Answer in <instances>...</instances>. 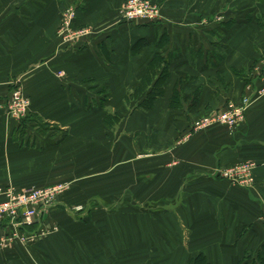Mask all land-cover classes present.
I'll use <instances>...</instances> for the list:
<instances>
[{"label": "crops", "instance_id": "obj_1", "mask_svg": "<svg viewBox=\"0 0 264 264\" xmlns=\"http://www.w3.org/2000/svg\"><path fill=\"white\" fill-rule=\"evenodd\" d=\"M122 1L0 0V189L52 185L83 174V166L97 168L106 178L97 182L98 172L90 174L98 187L117 175L116 183L137 184L139 200L153 197L172 208H92L86 241L92 263L187 264L203 252L209 264H237L264 243V95L256 94L263 85L264 29L253 15L258 7L249 0L245 10L243 0L231 9L226 0H153L160 2L161 20L140 24L123 23ZM69 5L73 24L90 33L62 46L56 30ZM156 53L170 72L163 96L151 111L128 109L126 93ZM16 84L30 99L27 118H34L23 128L5 110ZM247 95L251 104L233 130L213 125L176 142L199 117ZM107 112L122 118L116 128L127 132L121 150L131 153L129 133L137 135L138 159L114 160L108 141L114 128L103 124ZM83 136L92 140L87 144ZM246 160L257 163L249 187L217 174ZM151 181L154 191L146 187ZM96 190L91 185L90 198L110 194Z\"/></svg>", "mask_w": 264, "mask_h": 264}, {"label": "rangeland", "instance_id": "obj_2", "mask_svg": "<svg viewBox=\"0 0 264 264\" xmlns=\"http://www.w3.org/2000/svg\"><path fill=\"white\" fill-rule=\"evenodd\" d=\"M149 1L156 3V5L160 4L159 1H153V0H149ZM226 1H227L226 5L230 6V9L233 8V5L235 3L234 0H226ZM243 1H244L242 3L243 10L247 9L249 5H252L254 3L256 5L255 7H258L257 8L258 10H256L257 12L253 14L254 17L256 19L264 21V1L259 2L257 0H249L251 1L249 5L246 4L245 2L246 0H243ZM260 3L263 5H260ZM158 6L160 8V5ZM68 7H70V5L65 7L60 13L59 24L56 30L57 36H59L60 27L62 24L61 21L63 20L62 13ZM120 11H121V8H120ZM160 11H161V8H160ZM245 14L246 13L244 11L242 16H244ZM120 19H121V16H120ZM123 23L149 24V23L140 22V21L138 22L123 21ZM72 27L78 28V29L79 28L88 29L87 26L86 27L85 26L76 27L74 24H72ZM60 41H61V37H60ZM72 43H74V39L67 41L65 43H62V46H69ZM262 50H261V54H262ZM59 72H57V75ZM8 98L9 96H7L6 102L8 101ZM127 106H128V109H130L132 106L134 107V105H131V104L130 105L127 104ZM133 110H136V109L134 108ZM29 111H30V108L27 114H29ZM24 119H25L24 121L21 119H18L19 127L23 128V127L28 126L26 123H28V121L33 120L34 118L33 119L24 118ZM121 119L122 118L120 117L119 118L120 121L119 120L114 121L113 137L112 136L109 137L107 135L108 141L113 142V155H114L113 157H114V160L118 163L128 161L130 157L132 156V154L133 156L136 157V159H138V156H137L138 155L137 153L138 143H137L136 134L133 136H130L131 133H129V142H130L129 145H130L131 153L128 152L126 149H122V150L120 149L122 145L119 146L118 142L122 139L121 136H123V133H127L125 132V129L121 133H120V129H116L118 128V124L121 122ZM36 124H37V127L38 126L41 128L46 127L45 124L41 121H38V123ZM214 125H220V124H214ZM86 136H83V138H85ZM186 136L187 134H183L176 140V142L183 143L185 140H187ZM103 138L104 136H98V140H101ZM85 139H86L85 142L87 144L89 143V141L92 140L91 137L89 136L86 137ZM94 140H96L95 137H93V141ZM85 142H84V145H86ZM105 142H106V138L104 140V143ZM117 147H119L118 152H117ZM133 147L135 148V150H132ZM80 148L83 149V147H80ZM61 154H65V153L63 152ZM140 156H141L140 158L143 159L145 155L140 154ZM67 158H68V155H65L64 159L66 160ZM106 158H109V157H106ZM100 161L101 160L99 159V162ZM52 164L55 166V162H53ZM56 164H60L59 161L56 162ZM97 170H98L97 168H92V167L88 168V167L83 166V174L76 175L69 181L56 182V183H52V185L50 184V185H43V186L41 185L28 186V187H37V188L39 187L40 188V187H47V186L48 187L55 186L58 183L67 184L65 188L63 189V191L59 193L57 198L54 199L55 201L52 203V205L46 211H44L43 213L42 212L40 213L41 216H39V218L36 221L22 228L24 232H27L30 235H33V238H28L27 240H23V241L20 239L8 240L12 229L8 228L6 229V231L0 232V253H1L0 254V264H95V263H92V256L90 253L89 244L87 243L90 237V233H89L90 222L89 221L91 219L90 212L92 208L94 209L95 207H98V206L105 207V205H107L108 208L113 209V210H116L119 208H134L135 209V207H139V206L141 207L143 206L145 208H155V207L172 208L169 205V202L160 203L159 199H154L153 197L152 199L139 200L136 197L137 192H138L137 184L128 185V184H121L120 182L116 183L115 179H119L117 175H115L112 180L110 179L111 182L102 184L101 187H98L96 184H93L96 181L91 182L92 179H90V174L98 172V176H101L102 178L101 180L97 182L105 180L106 178L103 172H101L100 170L98 171ZM153 182L154 181L146 183V187L148 186V188H150L151 191L152 190L154 191L155 187H157V184L155 185V183L153 184ZM91 185H92V190H93V186H95L98 189L96 191L99 194H102V193L103 195L105 193L106 195L109 193L110 194L107 196V198L106 196H104L102 200L94 199V198L92 199L89 196V193H91L90 192ZM9 188L14 189V190L22 189V188H13V186L11 187L8 186L5 189H0V192H4ZM128 190H130V192ZM100 191H102V193ZM151 195L153 194L151 193ZM60 216H63L62 219L59 218ZM76 241L85 242L84 245L86 247L81 248V247L76 246Z\"/></svg>", "mask_w": 264, "mask_h": 264}, {"label": "built area", "instance_id": "obj_3", "mask_svg": "<svg viewBox=\"0 0 264 264\" xmlns=\"http://www.w3.org/2000/svg\"><path fill=\"white\" fill-rule=\"evenodd\" d=\"M75 10L71 6L66 8L62 13V24L60 27L59 36L61 42L76 41L84 38L90 33L89 29H81L72 27ZM162 15L158 5L149 0H123L121 4V19L127 22H145L156 23L161 20ZM262 72L261 79L262 87L256 91L257 96L264 95V49L262 50ZM59 76H63L64 72L60 71ZM250 85H248V88ZM251 104L249 95L244 96L239 103L230 104L225 109L210 113L209 115L199 117L193 125L192 131L187 133V137L191 132H196L214 124H220L233 130L238 124L244 121L246 110ZM30 108V99L25 95L21 86L16 84L11 91L8 101L5 104L7 115L14 119H22L28 113ZM255 161H241L227 167L217 170V174L230 181L232 185L240 187H249L253 183V171L256 167ZM67 184L58 183L55 186L47 187H26L20 190L7 189L0 192L3 199L0 201V230L11 228V233L8 238L27 240L33 238L22 228L36 221L40 213L46 211L55 201L60 192L63 191ZM264 222V212L262 214Z\"/></svg>", "mask_w": 264, "mask_h": 264}, {"label": "trees", "instance_id": "obj_4", "mask_svg": "<svg viewBox=\"0 0 264 264\" xmlns=\"http://www.w3.org/2000/svg\"><path fill=\"white\" fill-rule=\"evenodd\" d=\"M257 1L263 2L264 0ZM257 21L264 29V21L259 19H257ZM169 73L168 63L163 57L156 53L147 66L146 72L143 73L138 81V84L127 91L125 96L126 103L129 105L132 101L138 100L139 96H142L141 100L134 105V108L142 109L144 112L153 110L156 101L163 96L164 86L169 77ZM248 80V78H245L244 84H246ZM173 99L175 98L172 97L171 106L176 105ZM27 115L21 120L24 121V118L28 117ZM119 118L117 113L107 112L103 117V124L107 129L113 128L114 121H118ZM187 264H209V261L203 252H198L190 258ZM237 264H264V243L259 246L256 251L245 252Z\"/></svg>", "mask_w": 264, "mask_h": 264}]
</instances>
